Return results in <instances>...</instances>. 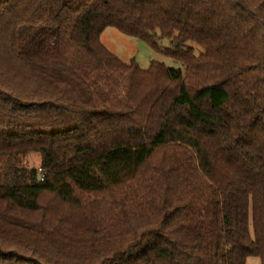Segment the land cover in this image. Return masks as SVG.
<instances>
[{
	"label": "trees",
	"instance_id": "trees-1",
	"mask_svg": "<svg viewBox=\"0 0 264 264\" xmlns=\"http://www.w3.org/2000/svg\"><path fill=\"white\" fill-rule=\"evenodd\" d=\"M108 27L180 66L123 61ZM249 257L264 264V0H0V264Z\"/></svg>",
	"mask_w": 264,
	"mask_h": 264
},
{
	"label": "rangeland",
	"instance_id": "rangeland-1",
	"mask_svg": "<svg viewBox=\"0 0 264 264\" xmlns=\"http://www.w3.org/2000/svg\"><path fill=\"white\" fill-rule=\"evenodd\" d=\"M102 43L115 55L125 62H129L134 59L142 69L149 68L152 61H160L167 66L177 67L180 63L162 52L153 50L146 42L125 35L119 32L114 27L106 28L101 35ZM161 48H165L169 45V39H161L159 41ZM196 50H200L195 46ZM23 161L27 163L29 167L40 169L41 156L39 153L28 154ZM46 198V197H45ZM246 264H261L258 257L247 258Z\"/></svg>",
	"mask_w": 264,
	"mask_h": 264
},
{
	"label": "built area",
	"instance_id": "built-area-1",
	"mask_svg": "<svg viewBox=\"0 0 264 264\" xmlns=\"http://www.w3.org/2000/svg\"><path fill=\"white\" fill-rule=\"evenodd\" d=\"M38 172H39V174H40L39 177H40V179L42 180V179H43V175H42V171H41V169H39Z\"/></svg>",
	"mask_w": 264,
	"mask_h": 264
},
{
	"label": "water",
	"instance_id": "water-1",
	"mask_svg": "<svg viewBox=\"0 0 264 264\" xmlns=\"http://www.w3.org/2000/svg\"><path fill=\"white\" fill-rule=\"evenodd\" d=\"M38 179H40V178L38 177Z\"/></svg>",
	"mask_w": 264,
	"mask_h": 264
}]
</instances>
